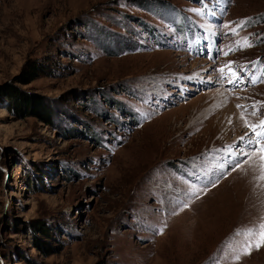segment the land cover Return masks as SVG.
<instances>
[{
	"label": "rangeland",
	"instance_id": "1",
	"mask_svg": "<svg viewBox=\"0 0 264 264\" xmlns=\"http://www.w3.org/2000/svg\"><path fill=\"white\" fill-rule=\"evenodd\" d=\"M262 120L264 0H0V264H264Z\"/></svg>",
	"mask_w": 264,
	"mask_h": 264
},
{
	"label": "snow or ice",
	"instance_id": "2",
	"mask_svg": "<svg viewBox=\"0 0 264 264\" xmlns=\"http://www.w3.org/2000/svg\"><path fill=\"white\" fill-rule=\"evenodd\" d=\"M221 72H223V69H220ZM235 75V74H233ZM231 82V81H230ZM238 107H241L238 105ZM246 127H250L254 132H255V136L257 137L256 140H253L251 138H249L246 143L248 146H252L253 144H257L260 145L261 144V140L264 139V120L260 121L259 125L256 124H251L249 125L248 122H245ZM259 128V131H256V129ZM240 139L243 141L245 140V137L242 136L240 137ZM255 151H259L261 153L260 156V175L258 177H256L257 180L260 181H264V145H262L259 149H255L253 148L252 151H244L243 149L241 150V154L247 156L249 159L252 158V152ZM237 167H239V165H237ZM215 186V185H213ZM184 207H187V204L184 205ZM247 234L249 237L252 236H258L259 239L257 241H252L251 239H249L245 245L243 246V254H248L249 250L252 248L253 243H255V247L259 248L262 244H264V218H262V222L260 224H258L255 228L252 229H247L246 230ZM236 260L240 259V256L237 255L235 257Z\"/></svg>",
	"mask_w": 264,
	"mask_h": 264
},
{
	"label": "trees",
	"instance_id": "3",
	"mask_svg": "<svg viewBox=\"0 0 264 264\" xmlns=\"http://www.w3.org/2000/svg\"><path fill=\"white\" fill-rule=\"evenodd\" d=\"M39 71H44V69L42 67H36V68L30 69L28 76L25 77V80L32 81V78L37 76L39 74ZM16 98H17L16 104L18 105L23 104L25 106L24 112L26 113V115L33 113V111L35 112L34 110L35 108H40L41 110L43 109L47 113L46 115H48V118H46L45 116L43 117L44 121L47 122L51 118L50 116H52V111H50V109L47 108L48 105L47 106L44 105V102L40 101L39 99H34V97L26 98V96L24 95H18V97ZM13 104H14V100H13ZM37 230H39L46 236H48L47 234H49L47 229L45 228V223H41V225L39 224L37 226Z\"/></svg>",
	"mask_w": 264,
	"mask_h": 264
},
{
	"label": "bare ground",
	"instance_id": "4",
	"mask_svg": "<svg viewBox=\"0 0 264 264\" xmlns=\"http://www.w3.org/2000/svg\"><path fill=\"white\" fill-rule=\"evenodd\" d=\"M216 19H217V18H216ZM219 95H221V96H222V94H221V93H219ZM220 103H221V102H220ZM219 105H220V104H219ZM219 105H218V106H219ZM231 112H232V111H231ZM232 114H233V113H232Z\"/></svg>",
	"mask_w": 264,
	"mask_h": 264
}]
</instances>
